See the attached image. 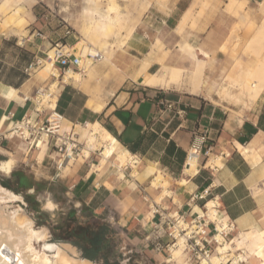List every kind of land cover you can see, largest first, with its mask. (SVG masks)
Here are the masks:
<instances>
[{
  "label": "crops",
  "instance_id": "crops-1",
  "mask_svg": "<svg viewBox=\"0 0 264 264\" xmlns=\"http://www.w3.org/2000/svg\"><path fill=\"white\" fill-rule=\"evenodd\" d=\"M23 1L2 0L0 3V133L11 130L13 121L22 116L43 121L48 108L56 106L63 115L62 132L70 133L71 140L83 145L97 123L132 155L131 160L118 169L114 157L100 165L102 147L92 151L89 149L88 156H73L70 162L68 159V169L65 170L67 167L60 165L56 152H51L47 139L43 137L36 146L40 148L45 144L46 153L41 161L36 150L35 171L46 173L50 182H65L66 193L73 196L76 207L79 205L94 217L108 222L115 231L114 237L127 243V250L135 249L142 253L151 264H163L167 260L165 246L172 242V238L166 233V217L177 214L188 217L189 212L198 211L196 208L200 210L203 201L195 202L190 197L206 187L210 190L208 198H217L223 214L232 224L227 241L252 228L264 233V194L255 191L264 184V89L255 102L241 104L244 116L236 110L225 109L233 106L235 101L222 100L215 90L208 94L207 88L222 84L240 55L231 62L232 69L223 72L222 52H218L220 59H217L205 50L210 43L208 37L217 29L215 18H219L222 42L224 35L227 38L226 33L234 26L237 28V41L249 36L243 30L244 24H253L254 31L264 29V17L258 10L264 0H227L221 5L218 15L208 13L198 24L208 0H193L189 6L182 2L184 0H169L166 4L142 0L135 7L137 13L144 9L137 23L128 27L126 34L116 35L109 41L110 45L104 51H108L107 62L90 64L76 82L63 80L65 74L59 69L57 77L48 76L45 86L55 84V96L42 102L43 105L39 106L41 112L35 111L30 90L36 82L27 77L23 68L34 58H40L38 54L44 51V39H47L49 46L62 38L73 47V52L78 49L75 44L80 41L73 33L65 34L63 27H60L62 36L59 38L44 36L39 40L35 35L37 30L31 25L37 18L33 8L27 14L30 16L26 18L27 23L22 22L25 15L19 8ZM110 1L108 7L100 8L90 7L94 0H86L87 4L83 7L88 14V22L94 25L92 32L97 37L106 36L111 28L120 26L125 15L124 10H117L118 0H107V3ZM125 1L133 6V0ZM198 2H202L201 11L194 18L193 8ZM180 5L184 9L176 19L174 15L180 10ZM228 11L236 12L235 16H225ZM94 14L98 17L95 18ZM188 22H191L192 28L197 27V32L210 26L203 42L207 45L202 46L205 49L199 48L201 57L197 52H191L194 65L190 71L176 66L183 58L182 50L160 49L161 43L167 44L169 32L175 31L177 35L172 36L178 40V34L182 33ZM21 26L28 31L27 36L19 34ZM128 31L131 34L125 38ZM85 35L89 36V33ZM86 42L92 45L90 41ZM117 42L119 45L113 47ZM156 43L160 44L159 50L153 46ZM251 55L256 57V52ZM156 57L160 58L161 65L153 60ZM203 62L205 64L198 79L201 78L197 82L195 66ZM163 66L178 69L179 80L177 78L169 85H147L144 79L152 74H160ZM245 67L243 65L233 70L236 71L237 80L244 76ZM184 74L188 75L189 92L182 87ZM38 78L45 80L39 74ZM203 130L208 132V145L211 148L207 155L197 158L195 169L191 171L189 169L193 168V164L189 162L187 151L194 132ZM20 146L16 138L3 139L0 154L5 158L11 157L15 162L12 153L15 152L18 162L23 163L26 158L25 154L20 153ZM17 171L13 163L7 175L11 182H17ZM219 222L222 226L225 224L224 221ZM219 222H216V226ZM156 233L160 235L158 238L155 237ZM235 251L233 257H240V250ZM243 261L245 263L242 264H259L252 255Z\"/></svg>",
  "mask_w": 264,
  "mask_h": 264
},
{
  "label": "rangeland",
  "instance_id": "rangeland-1",
  "mask_svg": "<svg viewBox=\"0 0 264 264\" xmlns=\"http://www.w3.org/2000/svg\"><path fill=\"white\" fill-rule=\"evenodd\" d=\"M2 0H0L1 3ZM154 1H158L161 4H166L169 0H154ZM193 0H184L182 1L183 3H188L187 6H189L191 4ZM204 1V0H203ZM227 0H208L207 3L204 4V6H206V10L204 9L202 11L203 16L199 17V20L197 21V24L200 21H203L204 18L207 17V14H214L218 15L219 10L221 8V5H223L224 2H226ZM115 2V0H114ZM142 2V0H133V6L130 4L131 2H127L125 0H118V4L116 3L117 6V10L121 11L124 10L125 11V15H123L120 26L118 27H113L111 28L110 32L108 33V35L103 36V37H97L95 34H93L92 29H93V23H89L88 19H87V15L86 13L83 11V7L86 6V0H24L21 3L20 6V11L23 12L22 14L25 15L24 17H22V22L24 24L27 23V19L26 18H30V16H27V14L30 13V10L33 8L35 14H36V20L31 24L33 29H36L37 31L35 32V35L37 38H39V40H42V38H45L44 36H46L47 38L50 37H54L55 38H59L60 36H62V33H60V27L65 28L64 26L67 25L69 30L71 31V35L73 33V35H76L78 37V41H80V43H82L83 40H88L92 43V45L103 52L104 54V58L101 61L98 62H94L92 64V66L94 64L97 63H103V62H107V55H108V51L104 52L105 50H107V46H109V41H111L112 39H114V37L116 35L121 36V33L126 34V30L128 27H130L132 24L137 23L138 19L143 15L144 13V9L140 12L137 13L135 11V7H137L138 5H140ZM111 3L108 2L107 0H94L93 3H90V7H100V8H104V7H108V4ZM201 3L202 2H198L195 7L193 8V13H192V17H196L199 16V13L201 11ZM180 10H177L175 13V18L178 19L183 11V6H179ZM205 11V12H204ZM234 11H228L225 12V16L226 14H228L229 16L232 15L233 17L235 16ZM263 17H264V11L260 12ZM27 16V17H26ZM94 17L97 18L98 15L94 14ZM214 24L215 26H217L216 31L212 32L211 35L208 37V39H210V43L204 44V39L206 37V32L209 30L210 26H207L204 31H200L197 32L195 30H197V27H193L191 26V22L187 23L186 28L182 31L181 34H178L180 37L178 40H175L172 35H177V33L174 31L173 33H168L167 35L164 34V32H160L162 35L167 36L166 39L167 44L165 43V45L163 43H161V47L160 49L163 48H170V49H180L182 50L184 53L183 58L181 59V63L176 65L177 67H180L182 69H186L187 71H190L193 68V60L194 59L191 54L192 53H196L198 54L199 57L200 53H199V48L202 47L203 45L206 46L207 48L205 49L204 47H202L203 49L207 50L209 52V55L211 57H216L217 59H220V54L218 52H222V56H223V60H222V65H223V72L226 71H230L231 69V62L235 59H237L238 55H242L244 58H241V62L242 65L244 66H255L256 64V59L253 55V52L264 55V29H261L259 31H254L255 30V26L253 24H244V29L245 31H247V33H249V36L246 37L247 39L242 40V38L240 39V41L236 40V27L234 26V28L226 33L228 36L226 38V35H224V41H221V37H220V22H219V18H215L214 19ZM213 25V24H212ZM23 26H21L22 28ZM35 27V28H34ZM133 27V26H132ZM32 29V31H34ZM129 29V28H128ZM116 31V33H115ZM204 32V33H203ZM33 33V32H32ZM89 36H86L85 34H88ZM127 36L125 38H127L131 33L130 31L127 32ZM20 35H26L28 34V31L24 30L23 28L20 29L19 32ZM73 38V37H72ZM57 40H61L63 43H66L64 41V39L59 38ZM228 40V42H227ZM47 39H44V51L40 52L38 55L40 56L41 59H46V57H48L47 55V51L48 48L47 46ZM190 43V44H187ZM245 44V45H244ZM115 46H118L119 43H114L113 44ZM244 45V47H243ZM105 46V47H104ZM112 47V48H113ZM51 48V46H50ZM78 48V47H76ZM105 48V49H104ZM79 49V48H78ZM169 51V50H168ZM192 52V53H191ZM170 53V51H169ZM188 59V60H186ZM186 60V63H185ZM43 61H41V64L35 68V70L33 72H31L30 75H27L28 78H31V81H35L36 83L32 86V88L30 90L32 95L34 93V90L36 87L38 86H44L45 82L49 79V77L45 80H41L38 78L37 73L40 69V67L42 66ZM249 63V64H248ZM183 64V65H182ZM248 66V67H249ZM203 68V65L202 67ZM59 71V70H58ZM63 74L62 71H59ZM85 72L81 73L84 74ZM179 73L180 71H178L177 73V77L179 80ZM60 74V75H62ZM188 75L186 76V74L183 75V83H182V87L185 88L187 90V85H188V79H187ZM197 79H195L196 81ZM38 84V85H37ZM29 86V85H28ZM181 87V88H182ZM30 88V87H29ZM28 88V89H29ZM173 88V87H171ZM180 89V88H179ZM51 90H53V87H51ZM188 91V90H187ZM189 92V91H188ZM233 106H227L225 107V109L227 110H231V111H237V113L241 116H244L245 113L242 112V103H232ZM252 108V107H251ZM250 108V109H251ZM246 111V109H243ZM17 142L19 144H21L20 146V153L21 154H25V158L26 160H24L23 163H21V161L18 162V157L16 155L15 152H12L14 155V168L16 170H18L17 172H25V179L27 180V182H31V183H35L36 184V189L35 188H26V187H18L14 184V182H11L10 179H8L7 175H5L3 172L0 171V186L2 189H5L7 191L13 192L16 195L21 196V200H15V201H6L8 203V210H12L15 207H19L20 208V212L25 215L26 217H28L29 219H31L33 226L35 229H40V228H46L47 229V237L46 240L52 243H60L63 241H51V232H50V227L49 226H54L60 223H63L66 220H71L74 217H77V222H84L86 220V216L89 214V212L85 211V213L83 214L79 209V205L78 207H76V202L75 199L73 198V196L71 197V194L66 193V189H65V182H50L49 177H47L46 173L40 172V171H35L34 168V163L37 162L36 161V156L35 153L39 151L37 150L36 152V147L35 146H28L27 143L19 138H16ZM20 140V141H19ZM50 145V144H49ZM84 145H86V143H84ZM83 145H81L82 147ZM3 149V148H1ZM50 150L51 152L55 151L56 152V156L57 159L59 160V163H61L62 165H65V167L68 166V159L69 162L71 161L69 158V154L66 153L65 156L63 155L64 153L62 152H57V150L52 147L50 145ZM46 150L43 153L42 158H39V160L43 161V158L45 156ZM49 153V151H48ZM7 156H9V154L7 153ZM6 159L5 156H3L2 154H0V160ZM21 160V159H20ZM41 163V162H40ZM39 163V164H40ZM68 167L65 169L67 170ZM22 172V173H23ZM65 171H63L62 174H64ZM35 178V179H33ZM11 182V183H9ZM4 183L6 184H10V187H12V189L14 190H10L5 188ZM31 190V191H30ZM255 191H257V194H264V184L262 185V188H256ZM26 196L30 197V199H26ZM47 201H51V205H53V207L51 208H47L45 209L44 207V203H46ZM38 207L39 210H41L42 212H44L45 214H47L46 218H42L39 219L37 214L34 211V207ZM77 209V212H75L74 216L72 215V217L69 215V211H71V209ZM46 220V223H40L37 224V222ZM75 221V220H74ZM264 235V233H263ZM113 243L115 244L116 247V253L120 254V258H114V257H110V264H115L116 262H119V264H151L144 256L142 253H138V251H135V249H132L131 251L128 249L127 250V243L123 241V239H120L119 237H113ZM230 239V238H229ZM227 239V240H229ZM69 243V242H66ZM71 244V243H70ZM171 244V242H170ZM73 245V244H71ZM74 246V245H73ZM41 247L42 250V246L40 245L38 248ZM75 247V254L77 256H81L80 251L77 249L76 246ZM166 248V246H165ZM167 249V248H166ZM242 250H240L239 252L243 255H245V253L241 252ZM235 250H230L229 252H227V254L232 253L231 255L229 254L227 256V260L228 258L230 260H228L227 262H220V264H242L243 262L245 263V261L242 260L241 261V256L238 257L236 255V258L233 257V255L235 254ZM70 253H73L70 251ZM184 253V252H183ZM170 249H167L166 252V257L167 259L170 257ZM88 259V258H87ZM90 260V259H89ZM237 260V262L235 263L234 261ZM92 261V260H91ZM171 261V262H170ZM94 264H100L99 262H94L92 261ZM163 264H198L195 263L194 261L189 262L187 260V255L184 253L180 258H178L177 260H169L167 262V260L165 261V263Z\"/></svg>",
  "mask_w": 264,
  "mask_h": 264
},
{
  "label": "bare ground",
  "instance_id": "bare-ground-1",
  "mask_svg": "<svg viewBox=\"0 0 264 264\" xmlns=\"http://www.w3.org/2000/svg\"><path fill=\"white\" fill-rule=\"evenodd\" d=\"M258 10L259 12H263L264 4H261ZM159 45L160 44L158 43L153 44V46L157 49L159 48ZM50 46H51L50 44L49 46H47L48 57H46V59L43 60L42 67L38 73L39 77H41L42 79H45L49 75H53L55 77L59 75L57 67L53 63V59H52L53 50L52 48H50ZM75 47L79 48V52L83 57L81 66H83L85 70L87 66L93 64L90 59H86L84 57L85 53L89 49L94 50L96 48L91 44H89V42L87 43L86 41H82V43L78 42L77 44H75ZM152 50H154V48ZM241 58L244 57L241 55L237 60H235L233 64V69L231 68L232 69L231 72L227 74L222 84L216 86L211 85L213 87L211 89L207 88L208 94H211V91L215 90L219 98L225 100L226 102H230V101H235V103L236 102L240 103V101L241 103L255 102V100L259 97L261 91L264 89V55L257 53L255 57L256 59L255 66L250 67L248 65L249 67L248 66L247 68L245 67L246 72L244 76L240 77L242 79L237 80L235 78L236 71L233 70L234 69L236 70V68H239L241 66L243 67L242 65L243 61L242 62L240 61ZM153 60L158 61L159 65H161L160 58L158 59L156 57L153 58ZM204 62L198 64L197 67L195 66L196 69L194 70V72L197 79L202 72L201 67L202 65L205 64ZM177 73H178V69L168 68L166 66H163L161 67L160 74H152L149 77L145 78L144 82L150 86L156 84L169 85L173 81L174 82L177 81L176 78ZM63 74H65L63 80L68 81L69 79L70 80L72 79L71 80L72 82L73 80L75 82L79 81L82 76L81 73L72 70H67ZM200 78L197 80V82L200 80ZM51 87H55V84H53ZM196 87H197V83H196ZM215 88H217V90ZM16 98L18 97L16 96ZM48 99L50 98L49 97L45 98L43 102H47ZM59 132L61 134L63 133L61 127ZM66 142L68 145H70V142L68 141ZM85 146H84L85 148L82 151V156H88L89 149L95 150L98 147L103 148L101 152L102 160L100 162V165H102L104 161L108 160L110 157H114L115 160L114 164L118 168L124 165L125 162L130 161L132 158V155L129 152H127V150L123 146H121V144L107 130H105L102 126H100L97 123L92 127L91 132L89 133V136L86 140ZM36 150L39 151V158H42L43 153L46 150V145L42 144L40 148L36 146ZM68 154H69V158H73V155L71 154L70 151L68 152ZM196 160H197L196 157H189V162L193 164V168L189 170L192 171L193 169H195ZM9 162H11V165L8 171H4V167L6 165H9ZM13 163L14 161L11 157L0 160V171L3 172L5 175L10 174L13 167ZM8 200L10 201L21 200V196L16 195L13 192L7 191L5 189H2L0 186V264H94L91 260L87 258L77 256L75 254V247L70 243H66V242L52 243L47 241L46 240L48 233L47 229L46 228L35 229L31 219L23 215L20 212L19 207H15L9 211L8 203L6 202ZM49 204H51V201H47L46 203L43 204L45 209L51 208L48 206ZM209 204H211V202H209L208 205ZM196 210L200 212L198 208H196ZM210 216L214 221L216 220H217L216 222L220 221V219L216 216L215 211H212L210 213ZM224 227H225L224 223L223 226L220 224V222L217 225L218 230H222ZM216 237L219 240V236ZM184 242H185V237L183 235L177 237V240L170 246L171 254L170 257L167 259V262L169 260H175L180 256L182 250L184 249V244H185ZM40 245L42 246V250L41 247L38 248ZM230 250L232 251L243 250L245 255L241 254V260H245L247 257L252 255L256 259H258L259 264H264V235L260 233L258 228L255 229L252 228L249 231L240 233L239 236H236L232 241L230 242L226 241L225 243L222 244L220 243L216 247L215 253L212 254L208 260H205L204 263L219 264L221 261L226 262L227 256L229 254L230 255L232 254V253L227 254V252H229ZM70 251L73 253H70Z\"/></svg>",
  "mask_w": 264,
  "mask_h": 264
},
{
  "label": "built area",
  "instance_id": "built-area-1",
  "mask_svg": "<svg viewBox=\"0 0 264 264\" xmlns=\"http://www.w3.org/2000/svg\"><path fill=\"white\" fill-rule=\"evenodd\" d=\"M70 30L65 25V34H70ZM53 50L52 59L54 65L65 73L67 70L77 71L79 73L84 72V67L81 66L82 56L79 49H75L68 44L63 43L61 40H56L53 44H50ZM86 59H90L92 63L101 61L104 58L102 51L98 49H89L84 56ZM41 64L40 58H34L23 68V72L30 75ZM55 94L54 90H51V86H38L35 88L32 95L35 111L41 112L40 105L45 98H51ZM49 112L43 121L33 120L30 116H22L19 120L13 121V128L0 133V144L3 139L19 138L24 140L28 146H35L37 142L45 137L47 144L54 147L57 152L64 154L69 151L73 156H79L82 154L81 145L71 140V134L59 132L63 115L54 108H48ZM11 117L13 114H10ZM70 142V145L67 142ZM209 136L206 130L194 132L190 146L187 151V157L198 158L201 155H207L210 150L208 145ZM136 161V160H135ZM61 165V163H60ZM210 195L209 187H206L199 192L191 195L192 201H203L201 204L200 212H189L188 217L184 214L171 215L166 217V233L172 238L171 244H167L166 248L170 249V246L177 240V237L183 235L185 237L184 253L187 255L189 262L194 261L198 264L204 263L215 252V248L219 243H225L228 236L232 231V224L226 215L221 210V204L217 201V198ZM211 204L208 205V203ZM215 211L216 216L220 221L225 222V227L222 230H218L216 223L211 218L210 213ZM160 235L155 234L158 238ZM216 236H219V240ZM220 264V263H219Z\"/></svg>",
  "mask_w": 264,
  "mask_h": 264
},
{
  "label": "trees",
  "instance_id": "trees-1",
  "mask_svg": "<svg viewBox=\"0 0 264 264\" xmlns=\"http://www.w3.org/2000/svg\"><path fill=\"white\" fill-rule=\"evenodd\" d=\"M17 177V182H14L16 186L36 189V184L27 182L22 172H17ZM4 185L10 186L9 183H4ZM26 199L31 200L28 196H26ZM79 210L83 214L86 211L82 207ZM34 211L39 219L46 218L47 216V214L39 210L36 206L34 207ZM75 212H77V209H71L69 215L72 217ZM76 220L77 217H74L63 223L49 226L52 235L50 240L69 242L77 247L82 257L99 262L100 264H110V257L120 258L121 255L116 253V247L112 238V236L114 237L115 231L108 222L94 217L91 213L86 216L84 222H77ZM41 222L46 223L47 221L45 219L43 221L39 220L37 224ZM115 264H119V262Z\"/></svg>",
  "mask_w": 264,
  "mask_h": 264
},
{
  "label": "snow or ice",
  "instance_id": "snow-or-ice-1",
  "mask_svg": "<svg viewBox=\"0 0 264 264\" xmlns=\"http://www.w3.org/2000/svg\"><path fill=\"white\" fill-rule=\"evenodd\" d=\"M10 165H11V162H9V165H6V166L4 167V171H8ZM48 206H49V207H53V205H51V204H49Z\"/></svg>",
  "mask_w": 264,
  "mask_h": 264
},
{
  "label": "flooded vegetation",
  "instance_id": "flooded-vegetation-1",
  "mask_svg": "<svg viewBox=\"0 0 264 264\" xmlns=\"http://www.w3.org/2000/svg\"><path fill=\"white\" fill-rule=\"evenodd\" d=\"M9 183H11V182H9ZM2 186H4L5 188H7V189H10V190H14V189H12V187H10L9 185H2Z\"/></svg>",
  "mask_w": 264,
  "mask_h": 264
}]
</instances>
